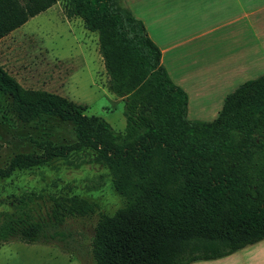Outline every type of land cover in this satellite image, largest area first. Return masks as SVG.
Returning a JSON list of instances; mask_svg holds the SVG:
<instances>
[{"label": "trees", "instance_id": "16d2710c", "mask_svg": "<svg viewBox=\"0 0 264 264\" xmlns=\"http://www.w3.org/2000/svg\"><path fill=\"white\" fill-rule=\"evenodd\" d=\"M58 1L0 0V40ZM62 1L67 18L98 34L110 91L125 102L126 130L115 132L62 96L24 89L0 65V127L52 119L69 124L75 137H29L34 151L14 154L0 167V181L88 153L116 190L133 198L112 215L99 213L93 264H191L264 240V75L228 94L213 121H191L187 93L171 80L160 48L125 0ZM36 197H8L0 244H56L71 254L62 226L94 214L97 205L53 196L41 215Z\"/></svg>", "mask_w": 264, "mask_h": 264}, {"label": "rangeland", "instance_id": "374dc122", "mask_svg": "<svg viewBox=\"0 0 264 264\" xmlns=\"http://www.w3.org/2000/svg\"><path fill=\"white\" fill-rule=\"evenodd\" d=\"M146 2L125 0V5L144 19ZM204 9L199 4L192 6V3L185 9V4L180 1L179 5H172L167 16L171 20L166 22V29L176 35L178 53H187V57L183 55L182 60L180 58L183 65H188L186 60H193L194 65L206 64L215 57H221V54L214 56L212 51H221V46L229 49L226 43L229 27L224 26L226 19L223 16L208 17ZM161 27L163 24L159 21L156 30L160 31ZM0 65L24 89L62 96L86 108V115L106 120L115 132H125V102L110 91L109 77L99 52L98 34L87 30L81 19L67 18L64 1H58L1 39ZM262 75L264 65L259 64L246 71L233 85L225 86L223 94L227 89V96L240 85ZM200 76L205 78L209 75L205 72ZM201 93H189L188 108L191 114L188 119L213 121L222 109L225 98L221 100L219 92L214 96L206 90ZM218 105L219 110L215 113L214 106ZM29 137L52 139L56 143L75 141L72 127L58 120L48 119L37 126H19L16 129L0 127V144L3 146L0 167H5L18 152L34 151ZM12 193H35L36 204L33 206L41 215L50 211L53 196L78 195L96 204L97 210L86 217L70 218L62 226L63 232L70 235L67 242L72 255L56 244H25L15 240L0 244V264H93L91 244L99 213L112 215L133 200L129 191L116 190L104 168L90 163L88 153L0 181V213L10 209L6 203ZM259 249H263L261 255H264V243L242 255H256Z\"/></svg>", "mask_w": 264, "mask_h": 264}, {"label": "crops", "instance_id": "0c3cea01", "mask_svg": "<svg viewBox=\"0 0 264 264\" xmlns=\"http://www.w3.org/2000/svg\"><path fill=\"white\" fill-rule=\"evenodd\" d=\"M180 1L185 4V9L191 3L192 6L199 4L200 7H205L204 11L208 17L223 16L226 19L227 23L224 26L229 27L226 33L229 49L221 46V51H212L214 56L221 54L220 58L215 57L202 65H194L193 60H186L188 65L180 63V58L182 60L183 55L187 57V53H178L179 48L176 46L178 43H175L176 37H174L176 35L166 29L168 28L166 22L171 20L167 18L171 7L179 5ZM145 6L144 19L133 14L144 23L149 37L160 48L161 64L169 77L187 93L189 99L191 93L197 95L206 90L211 96L219 92L222 100L227 97V89L223 94L225 86L236 83L235 81L249 69L259 64L264 65V0H147ZM129 9L133 12L130 7ZM159 21L163 24L160 31L156 30ZM199 21L202 22L201 19ZM205 72L209 76L201 78L200 74ZM217 110L219 105L214 106L213 111L216 113ZM190 114L191 110L188 108L187 115ZM261 243H264V240L221 259L197 261L191 264H262L263 249H259L256 255H242Z\"/></svg>", "mask_w": 264, "mask_h": 264}]
</instances>
